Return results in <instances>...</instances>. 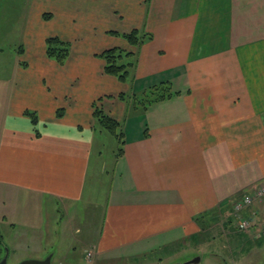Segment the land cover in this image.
<instances>
[{
	"label": "crops",
	"instance_id": "crops-1",
	"mask_svg": "<svg viewBox=\"0 0 264 264\" xmlns=\"http://www.w3.org/2000/svg\"><path fill=\"white\" fill-rule=\"evenodd\" d=\"M73 1L62 0L77 12ZM84 1L81 11L95 37L74 38L66 62L55 61L53 82L64 80L65 89L42 94L40 104L14 102L0 91V224L27 220L32 203L80 201L89 176L111 172L93 240L96 256L137 263L138 251L189 241L195 242L190 257L200 261L204 247L232 257L236 251L221 250V239L206 237L204 228L232 209L234 232V202L264 181V0ZM75 21L69 14L62 23L76 34ZM133 29L145 34L142 42L110 33ZM111 47L133 52L126 80L104 72L97 54ZM81 80L88 84L82 90ZM165 81L173 94L140 114L118 96ZM98 97L104 110L110 105L106 113L125 116V142L111 171L95 149ZM26 110L36 112V123ZM241 216L251 226L237 227L232 244L243 243V251L263 237L264 196Z\"/></svg>",
	"mask_w": 264,
	"mask_h": 264
},
{
	"label": "rangeland",
	"instance_id": "rangeland-1",
	"mask_svg": "<svg viewBox=\"0 0 264 264\" xmlns=\"http://www.w3.org/2000/svg\"><path fill=\"white\" fill-rule=\"evenodd\" d=\"M74 4L77 6V12L73 11L74 6L70 5L69 8L62 0H0V91L7 92L8 97L14 102L27 101L40 104L42 94L49 97L57 96L62 89H65L67 82L64 80L53 82V75L57 73L54 69L56 62L46 55L45 40L47 37L59 35L70 42L78 37L82 42L92 41L95 34L89 32V21L85 18L84 11H81L88 2L75 0ZM68 10L72 11L69 13L71 18L76 20L78 27L76 34L74 29L63 26L65 16L69 15L66 14ZM46 14L51 17L45 18ZM111 20L117 21V19H107L106 23ZM72 42L75 44L74 41ZM87 85L81 80L79 87L82 90ZM47 91H50V94ZM124 92L131 94L130 91ZM126 102L129 104V111L130 107L133 109L137 107L135 112L139 114L142 112V107L135 104V99H127ZM98 103L100 104V101ZM104 106L105 110L110 108L106 103ZM125 109L126 113L128 109L127 107ZM124 117L122 119L120 117L119 120L123 121ZM97 136L95 149L98 147L101 150V156L106 160V170L111 171L122 144L105 128H99ZM108 178H111V172L109 177L107 172L104 176L95 173L89 176L86 193L80 201L66 205L42 202V206L38 208L32 203L28 209L27 220H16L14 226L0 224V259L7 255L8 264H17L23 259H44L52 255L53 264H178L194 258L190 256L194 254L195 249L190 246H195V242H190L189 245V241L188 244L183 242L180 246L167 248L161 245L160 249L163 251L150 248L138 251L143 257L138 258L137 263L127 259L129 256L122 259L96 256L93 240L103 224V214L106 209L103 194L108 187ZM24 209L18 212H23ZM33 222H37V225L34 226ZM235 224L236 232H232L231 209L211 222L206 221L204 228L206 237L209 235L210 238L217 237L215 241L221 239V250L233 249L236 251L235 255L231 257L228 253L220 251L218 256L213 253L212 248L204 247L203 251L198 250L202 260L199 263L188 264H264V236L254 239L252 244L249 243V246L246 245L241 251L239 246L243 243L238 247L232 244V234H240L237 232L238 224L236 222ZM200 237L199 239L202 240L203 236ZM184 247L187 249H183Z\"/></svg>",
	"mask_w": 264,
	"mask_h": 264
},
{
	"label": "trees",
	"instance_id": "trees-1",
	"mask_svg": "<svg viewBox=\"0 0 264 264\" xmlns=\"http://www.w3.org/2000/svg\"><path fill=\"white\" fill-rule=\"evenodd\" d=\"M50 17L51 15L46 14L45 18L49 19ZM110 33L120 35L126 38L132 44L142 42L145 37V34L142 35L138 29H133L129 32L123 33L112 30ZM45 44V52L49 58L55 60L61 65L66 62L71 50L70 41L64 40L58 35H55L47 37ZM132 54V51L125 50L124 48L111 47L105 49L97 55L104 59V72L106 74L114 75L120 80H126L129 75V68L132 65ZM172 94L173 92L171 83L165 81L161 82L159 85L151 86L147 91H143L141 94H126L125 92H122L119 93L118 96L124 100L135 99V104L140 105L142 107L141 109L145 110L150 104L169 98ZM100 100H102V98H98L93 102V116L95 121L98 123V125H100L101 128H105L113 133L120 143L123 144L125 142V136L122 129V121L106 113L104 108L101 107L102 105L100 106L98 103ZM63 112L64 109L59 108L57 111V116H62ZM24 113L30 116L33 122H37V114L35 111L26 110ZM119 151H122V147L119 148Z\"/></svg>",
	"mask_w": 264,
	"mask_h": 264
},
{
	"label": "built area",
	"instance_id": "built-area-1",
	"mask_svg": "<svg viewBox=\"0 0 264 264\" xmlns=\"http://www.w3.org/2000/svg\"><path fill=\"white\" fill-rule=\"evenodd\" d=\"M263 196L264 181L259 184L252 192L244 194L234 202V212L236 214L235 218L237 220L236 223L238 224L237 227L240 230H247L251 226L250 221L241 216L242 210L252 204L256 199L262 198ZM261 234L264 236V223L261 227Z\"/></svg>",
	"mask_w": 264,
	"mask_h": 264
},
{
	"label": "water",
	"instance_id": "water-1",
	"mask_svg": "<svg viewBox=\"0 0 264 264\" xmlns=\"http://www.w3.org/2000/svg\"><path fill=\"white\" fill-rule=\"evenodd\" d=\"M7 259H8V256L5 255L2 259H0V264H8ZM199 261H200V256H197V257L191 259L190 261L185 262V264L186 263L187 264L188 263H198ZM17 264H53L52 255H48L44 259H35V258L23 259L22 261H20ZM180 264H184V263H180Z\"/></svg>",
	"mask_w": 264,
	"mask_h": 264
}]
</instances>
